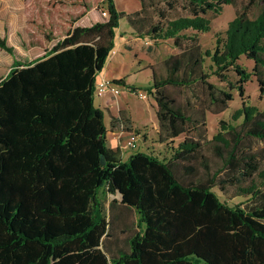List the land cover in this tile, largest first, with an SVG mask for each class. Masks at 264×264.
Here are the masks:
<instances>
[{
    "label": "trees",
    "instance_id": "trees-1",
    "mask_svg": "<svg viewBox=\"0 0 264 264\" xmlns=\"http://www.w3.org/2000/svg\"><path fill=\"white\" fill-rule=\"evenodd\" d=\"M149 1L165 5L153 21ZM140 2V9L126 12L106 0L105 20L72 25L43 56L15 60L0 80V264H264V189L241 185L264 159V147L245 142H264V108L243 102L232 114L240 123L222 120L223 132L213 136L223 161L216 170L201 153L200 130L207 111L227 109L233 91L244 95L252 75L264 97V8L252 16L255 0ZM179 2L187 13L167 16ZM224 4H236V14L215 47L203 49L184 31L210 30L207 14L220 13ZM123 17L137 34L173 38L180 49L164 61V75L153 71L150 90L160 140L184 135L168 157L136 151L123 159L94 101ZM0 47L14 49L6 36ZM243 55L253 60L252 71L239 62ZM114 81L127 85L123 77ZM196 84L204 95L197 105L182 104L167 90ZM112 119L118 129L140 131L125 111ZM230 183L249 203L229 204L213 189L226 193ZM131 211L136 228L125 223L120 231L132 233L122 240L119 225Z\"/></svg>",
    "mask_w": 264,
    "mask_h": 264
},
{
    "label": "rangeland",
    "instance_id": "rangeland-1",
    "mask_svg": "<svg viewBox=\"0 0 264 264\" xmlns=\"http://www.w3.org/2000/svg\"><path fill=\"white\" fill-rule=\"evenodd\" d=\"M115 2L119 10L126 12L141 8L140 0H115ZM149 3H152V5L146 11L153 21L154 18H159L157 8L165 7V5L163 2L156 4L149 1ZM239 5H242V3ZM263 8L264 0H255L253 7L250 9V14L255 16ZM104 10L107 11L106 0H0V36H6L8 44L14 47L12 52L0 47V80L7 75L15 60L28 62L43 56L46 49L51 48L55 42L63 38L72 25H91L94 22L105 20L108 12L107 15H104ZM236 10V4H224L220 13L210 12L207 14V17L210 18V30L188 29L184 32L189 35H195L203 49H213L216 45L217 36H225L228 23L234 18ZM152 13H155V15L153 16ZM186 13L187 10L183 2L177 3L175 8H168L166 11L169 17H176ZM120 21L116 39L118 43L108 58L111 61L113 56H118L120 63H117V60L111 61L112 72L120 73L127 85L118 83L120 85V93L117 96L111 94L103 97L95 96V104L105 108L104 102L108 101L107 99L110 96L112 97L111 102L114 104V112L126 111L129 114L132 113L137 126L134 128L140 129L139 132L133 131L135 134L139 133L137 138L138 147L135 149L124 148L121 150L122 155L128 151L131 153L146 151L160 157H168L171 154V146H176L184 138V135L178 136L173 141L160 140L156 101L150 93L153 80L152 71L164 75L166 73L164 61L171 55L178 53L180 49L176 46L173 38L155 41L150 35L145 33L146 30L143 35L137 34L129 25L126 17H123ZM120 33L128 34L121 45H119ZM209 62L210 59L207 58V64ZM239 62L251 71L254 68L253 60L248 59L244 55L241 56ZM260 69L264 70L263 67H260ZM102 78L111 79L106 76ZM229 78L232 81L238 80V76L234 71L229 72ZM210 80L218 86H226V82L221 81L215 75H212ZM131 84L136 87L135 90L128 87ZM244 87V95H241L238 90H234V98L228 103L227 109L219 113L207 111L206 123L200 125V130H204V137L201 141V153L208 158L212 170H216L223 164V161L214 150V144L217 142L213 140V136L216 133L223 132L222 120L234 122L235 124L240 123L241 118L233 121L232 114L242 106L243 102L256 105L260 109L264 108V97L260 93L257 76L252 75L244 84ZM167 90L177 98L178 102L185 105L188 102L197 105L200 98L204 96L199 84L190 87L169 86ZM136 91H143L146 93V97L136 94ZM104 121L107 124L108 136L116 135L117 139L120 138L122 140H126L131 136V134L127 133L129 131L118 129L113 125L112 116L110 117L108 111L106 116H104ZM199 132L196 129L192 131V134L199 138ZM245 142L246 144L252 143L254 148L260 149L264 147V142L257 139H247ZM225 172H222L223 176H226ZM262 172H264V159H261L260 168L253 178L242 181L241 185L249 186L255 182L260 188L264 189ZM201 173L202 168L198 175L201 176ZM213 189L222 200L232 205L237 203L247 204L250 201L248 196L239 194L240 189L238 186L231 183L227 185L226 193L218 186ZM110 197L112 198L113 195L110 194ZM132 222L135 227L136 214L134 211L130 212L126 222H122L119 225L118 231L122 240L129 236L132 230L121 232L120 229L124 227L125 223L131 225Z\"/></svg>",
    "mask_w": 264,
    "mask_h": 264
},
{
    "label": "crops",
    "instance_id": "crops-1",
    "mask_svg": "<svg viewBox=\"0 0 264 264\" xmlns=\"http://www.w3.org/2000/svg\"><path fill=\"white\" fill-rule=\"evenodd\" d=\"M137 10V9H136ZM121 22V21H120ZM120 26V25H119ZM118 29V28H117ZM117 29H116V39H117V34H118V32H117ZM127 35L128 34H126V33H120V43H119V45H121V44H123V42H124V40L126 39V37H127ZM118 42L116 41V44H117ZM115 46H117V45H115ZM115 60H117L116 62L117 63H120V59L118 58V56H113V58H112V60L111 61H115ZM111 61H109V58H108V60H107V62H106V64H105V66H104V68H103V70L98 74V78H100V77H108V78H111V79H119V78H122L121 77V74L119 73V74H117V73H113L112 72V66H111V64H112V62ZM152 73H153V71H152ZM127 84V83H126ZM132 85V84H131ZM108 101H105L104 102V106H105V108H102L103 110H104V114H105V116H106V113H107V111L109 112V114H110V117L112 116V117H116V116H118L119 115V113H120V111H117V112H114L113 111V106H114V104L111 102L112 101V97H110L109 96V99H107ZM125 113L130 117V119L132 120V122H133V126L134 127H137L136 126V123H135V120H134V118H133V116H132V113L131 114H129L128 112H126L125 111ZM111 119V118H110ZM106 123V122H105ZM106 127H107V124H106ZM117 128V127H116ZM119 131V130H118ZM117 131V133H119ZM115 133V132H114ZM109 134H108V128H107V139L109 140V142H110V144H111V146L112 147H116V145H117V143H118V139H117V136L116 135H112V136H108ZM119 135V134H118ZM133 153V152H132ZM131 154V152H125V153H123V159H127V157L129 156Z\"/></svg>",
    "mask_w": 264,
    "mask_h": 264
},
{
    "label": "built area",
    "instance_id": "built-area-1",
    "mask_svg": "<svg viewBox=\"0 0 264 264\" xmlns=\"http://www.w3.org/2000/svg\"><path fill=\"white\" fill-rule=\"evenodd\" d=\"M104 15H107V11H103ZM120 93V85L116 83L114 80L107 79V78H98L96 79V85H95V91L94 95L98 97H103L107 94H111L113 96H117ZM136 94H139L140 96H145L146 93L143 91H136ZM128 134H131L129 138L126 140H122L118 138L119 143H117V147H119L121 150L124 148H132L135 149L138 147V137L139 133L135 134V132H127Z\"/></svg>",
    "mask_w": 264,
    "mask_h": 264
}]
</instances>
